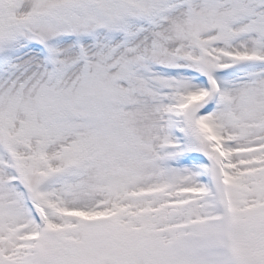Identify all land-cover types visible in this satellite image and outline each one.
Here are the masks:
<instances>
[{"label": "snow or ice", "instance_id": "snow-or-ice-1", "mask_svg": "<svg viewBox=\"0 0 264 264\" xmlns=\"http://www.w3.org/2000/svg\"><path fill=\"white\" fill-rule=\"evenodd\" d=\"M0 264H264V0H0Z\"/></svg>", "mask_w": 264, "mask_h": 264}]
</instances>
